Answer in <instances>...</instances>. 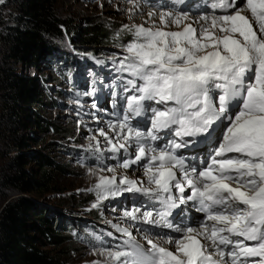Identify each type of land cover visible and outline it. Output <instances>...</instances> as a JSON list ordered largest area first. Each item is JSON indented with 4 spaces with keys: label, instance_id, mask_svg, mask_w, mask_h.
Returning a JSON list of instances; mask_svg holds the SVG:
<instances>
[{
    "label": "snow or ice",
    "instance_id": "obj_1",
    "mask_svg": "<svg viewBox=\"0 0 264 264\" xmlns=\"http://www.w3.org/2000/svg\"><path fill=\"white\" fill-rule=\"evenodd\" d=\"M129 2L132 15L140 5ZM211 7L223 14L193 19L187 12L151 11L159 23L122 26L133 37L118 60V70L128 74L123 103L107 122L115 135L96 130L107 147L89 137L97 166L87 172L96 182L85 191L95 196L93 209L126 193L141 194L160 207L133 206L121 218L180 238L165 241L173 251L145 235V248L129 226L113 224L125 239L110 246L101 241L93 253L102 259L91 264H264V0H240V6L214 0ZM170 24L179 30H168ZM96 93L93 86L80 95ZM218 130L222 140L214 135ZM166 135L175 138L157 146ZM197 137L199 144L218 146L203 159L177 154L198 147ZM104 151L112 159L124 156L117 166L101 167ZM140 164L146 180L117 174V167ZM189 202L204 219L196 227L174 224L173 211Z\"/></svg>",
    "mask_w": 264,
    "mask_h": 264
},
{
    "label": "rangeland",
    "instance_id": "obj_2",
    "mask_svg": "<svg viewBox=\"0 0 264 264\" xmlns=\"http://www.w3.org/2000/svg\"><path fill=\"white\" fill-rule=\"evenodd\" d=\"M138 3L140 8L130 15L129 9L133 5L129 0H57L58 14L64 19L72 20L76 31V33L74 31L70 33L61 26L63 35L57 42L63 53L68 54L69 59L78 58L75 52L78 46L75 45L72 39L78 33L81 35L88 23L95 22L112 28V34L120 38L117 37L118 40L115 39L109 43L87 46L82 49L91 48L108 57H122L124 55L123 45L133 39L131 34L122 31L123 25L145 24L147 26L152 23V20L159 23L158 16L150 18L148 13L151 11H177L173 4H165L160 0H138ZM10 12L11 7L9 6L0 9V18L3 21L10 22ZM180 12H187L193 19L201 15L212 14H195L197 12H192V14L190 10ZM168 30L176 31L179 29L176 25L170 24ZM17 69L36 77L37 93L42 98V104L37 107V110L45 120L56 124L67 135L61 137L53 132L42 133L36 131L35 137L28 140L27 147L21 151L25 158V168L29 172L35 170L36 163L33 160L38 153L47 155L55 165H58L54 173L55 184L52 191L38 195L32 190L17 191L11 189L8 191V199H0V209L9 199L24 196L31 198L34 203L49 208V216L54 217L60 224H69L77 230H81V227L84 226L89 227L91 224H98L108 229L113 235L108 237L95 229L86 232V237H82L83 233L80 231L75 232L72 235L73 239L67 244L63 252L64 264H91L93 260L102 259L93 253L94 248L101 246V241L103 246H110L121 243L125 239L121 233L113 228V224L129 226L133 236L141 245L148 247L144 236L149 235L150 238L158 240L163 246L170 245L171 250L174 251L175 246L166 244L165 241L169 236L180 238L179 233H175L170 229L134 223L121 218L122 212L133 206L140 207L143 205L142 211L152 210L151 205L153 204L156 208L160 207L158 203L149 201L141 194L133 196V194L126 193L123 197H119L114 201H105L101 208H91L95 196L93 193L85 191V189L96 182V177L89 175L87 168L96 167L97 164L95 156L87 150V145L89 144V137L96 135L101 147H107L104 138L100 137L96 131L99 128H104L110 135H115L107 127V122L114 120L115 116L109 106L105 105L103 99L105 93H112L111 89H106L100 84L98 88V86L92 84V87L97 88L96 95L84 96L80 94L90 91L92 87L87 90V85H74V83L68 81V78L71 77L70 74V76L68 74L62 76L59 70H51L43 64L39 66V69L27 65H18ZM94 77L96 76H92V79ZM87 78L89 81L91 80L90 75ZM115 85L119 86V83L116 81ZM94 102L97 104L96 109L91 107ZM93 113L98 117V120L93 118ZM80 121H83V124ZM89 129L92 131H89ZM102 155L104 162L100 166L107 167L117 166L121 162L120 157L124 156V153L121 152L116 159H112L113 154L107 151H104ZM4 160L5 158L0 156V165ZM104 174L109 175L107 172ZM117 174H125L134 179L146 180L142 164L134 165L127 170L117 167ZM145 186L147 185L145 184ZM186 226H197V224Z\"/></svg>",
    "mask_w": 264,
    "mask_h": 264
},
{
    "label": "trees",
    "instance_id": "obj_3",
    "mask_svg": "<svg viewBox=\"0 0 264 264\" xmlns=\"http://www.w3.org/2000/svg\"><path fill=\"white\" fill-rule=\"evenodd\" d=\"M56 4L57 0H4L0 3V9L11 7L10 22L0 18V156L5 158L0 165L2 200L9 198L11 189L32 190L42 195L54 188L58 165L47 155L38 153L33 160L35 170L29 172L21 151L27 147V141L35 137L36 131L53 132L61 137L67 133L41 116L37 107L42 104V98L37 93L36 77L17 67L27 65L39 69L43 64L51 70H59L62 76L70 74L68 81L72 82L74 73L69 65L76 58L69 59L57 41L63 35L61 26L76 33L75 26L72 20L58 14ZM111 30L90 22L72 41L79 47L77 51L85 50L106 59L108 56L100 51L82 48L118 40L120 37ZM81 58L89 60L86 56ZM48 213L49 208L24 196L5 202L0 209V264H64L63 252L78 230L69 224H60ZM88 231L91 232L87 226L81 227L82 237H86Z\"/></svg>",
    "mask_w": 264,
    "mask_h": 264
},
{
    "label": "bare ground",
    "instance_id": "obj_4",
    "mask_svg": "<svg viewBox=\"0 0 264 264\" xmlns=\"http://www.w3.org/2000/svg\"><path fill=\"white\" fill-rule=\"evenodd\" d=\"M222 13H220V15H221ZM245 15H248V13L247 12H245L244 13ZM218 15V14H217ZM193 227H196V226H193ZM165 247H168L170 250H171V246L169 245V246H165Z\"/></svg>",
    "mask_w": 264,
    "mask_h": 264
},
{
    "label": "built area",
    "instance_id": "obj_5",
    "mask_svg": "<svg viewBox=\"0 0 264 264\" xmlns=\"http://www.w3.org/2000/svg\"><path fill=\"white\" fill-rule=\"evenodd\" d=\"M4 1V0H3Z\"/></svg>",
    "mask_w": 264,
    "mask_h": 264
}]
</instances>
